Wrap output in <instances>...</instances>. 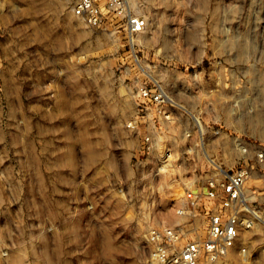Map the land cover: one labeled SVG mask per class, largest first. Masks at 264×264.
Listing matches in <instances>:
<instances>
[{
  "label": "rangeland",
  "instance_id": "1",
  "mask_svg": "<svg viewBox=\"0 0 264 264\" xmlns=\"http://www.w3.org/2000/svg\"><path fill=\"white\" fill-rule=\"evenodd\" d=\"M135 1L148 26L131 39L74 0H0V264H153L148 232L174 222L179 191L138 184L140 86L191 87L241 131L264 125V0ZM227 264H264L263 222Z\"/></svg>",
  "mask_w": 264,
  "mask_h": 264
},
{
  "label": "built area",
  "instance_id": "2",
  "mask_svg": "<svg viewBox=\"0 0 264 264\" xmlns=\"http://www.w3.org/2000/svg\"><path fill=\"white\" fill-rule=\"evenodd\" d=\"M72 13L94 29L120 26L131 39L148 26L135 0H74ZM193 91L142 85L127 123L143 138L138 184L155 192L162 179L179 191L174 222L157 220L148 232L153 264H227L243 233L264 225V190L247 185L255 165L264 172V125L241 131L230 114L187 95Z\"/></svg>",
  "mask_w": 264,
  "mask_h": 264
}]
</instances>
